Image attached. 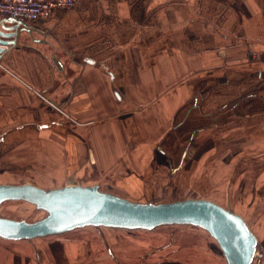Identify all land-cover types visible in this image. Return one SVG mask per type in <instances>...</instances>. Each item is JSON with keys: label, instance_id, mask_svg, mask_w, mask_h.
Here are the masks:
<instances>
[{"label": "crops", "instance_id": "0c3cea01", "mask_svg": "<svg viewBox=\"0 0 264 264\" xmlns=\"http://www.w3.org/2000/svg\"><path fill=\"white\" fill-rule=\"evenodd\" d=\"M24 25L0 45L1 184L209 199L264 261V0H77ZM167 234L0 239V264L207 262L198 243L159 251Z\"/></svg>", "mask_w": 264, "mask_h": 264}, {"label": "water", "instance_id": "95a60500", "mask_svg": "<svg viewBox=\"0 0 264 264\" xmlns=\"http://www.w3.org/2000/svg\"><path fill=\"white\" fill-rule=\"evenodd\" d=\"M25 29L19 20L2 19L0 45L14 43ZM9 201L26 202L44 215L33 221L0 216L3 240L32 241L85 227L152 231L164 226H194L214 239L225 264H253L258 252V238L246 220L205 198L136 202L103 191L97 184L48 189L31 183L0 184V206Z\"/></svg>", "mask_w": 264, "mask_h": 264}, {"label": "rangeland", "instance_id": "374dc122", "mask_svg": "<svg viewBox=\"0 0 264 264\" xmlns=\"http://www.w3.org/2000/svg\"><path fill=\"white\" fill-rule=\"evenodd\" d=\"M19 178V177H18ZM22 180V178H20ZM24 183V181H20L19 184ZM30 183V182H26ZM1 184V181H0ZM4 184V183H3ZM32 184V183H31ZM80 185H94V184H80ZM98 185V184H97ZM132 201L136 202H145L140 201L139 199L127 198ZM155 201V200H154ZM162 202H169V201H162ZM44 214L42 212H39L35 210L32 206H29L26 203L18 202V201H9L5 202L0 206V216L1 217H8L12 219H26L28 221H33L36 219H39ZM88 228V227H86ZM97 229V228H95ZM104 228H99L100 231H102ZM160 231H168L167 236L163 240L162 244L168 241V243L172 242V245L175 247L177 246L178 249H182V245H184L183 242H193L198 243L201 245V248L207 249L210 251L207 256V262L205 264H215L218 254L220 253V250L217 247V244L215 241L208 236L207 233L202 232L201 230L197 228H188L184 226H166V227H160L152 231L151 233H158ZM190 232V233H189ZM171 236V238H170ZM34 241V240H33ZM167 243V242H166ZM204 249L200 250L203 251ZM261 244L258 243V252L256 254V257L254 259L253 264H264L262 252H261ZM217 254V255H216ZM195 257V256H193Z\"/></svg>", "mask_w": 264, "mask_h": 264}, {"label": "built area", "instance_id": "2783aa9c", "mask_svg": "<svg viewBox=\"0 0 264 264\" xmlns=\"http://www.w3.org/2000/svg\"><path fill=\"white\" fill-rule=\"evenodd\" d=\"M77 0H0V18H14L23 23L47 18L52 10L72 9ZM264 58V51L258 53Z\"/></svg>", "mask_w": 264, "mask_h": 264}, {"label": "trees", "instance_id": "16d2710c", "mask_svg": "<svg viewBox=\"0 0 264 264\" xmlns=\"http://www.w3.org/2000/svg\"><path fill=\"white\" fill-rule=\"evenodd\" d=\"M21 202V201H20ZM22 203H26V202H22ZM26 204H28V203H26ZM29 206H32L33 208H34V206L33 205H31V204H28ZM39 212H42V211H39ZM43 213V212H42ZM44 214V213H43ZM164 227H166V226H164ZM184 227H188V228H197V229H199V230H201L202 232H205L204 230H202V229H200V228H198V227H194V226H184ZM89 228H93V227H89ZM122 231H125V230H122ZM138 231H141V230H138ZM152 231H154V230H152ZM152 231H145V232H152ZM205 233H207V232H205ZM209 236V235H208ZM210 237V236H209ZM170 238H171V236H170ZM213 239V238H212ZM214 240V239H213ZM167 242V243H166ZM165 243H163V245L161 246V248L159 249V251H163L164 250V248H165V246L166 245H168L169 243H168V241H166ZM216 243V242H215ZM217 244V243H216ZM217 247H218V245H217ZM218 249H219V247H218ZM220 250V249H219ZM220 254L222 255V253H221V251H220ZM222 257H223V255H222ZM224 259V258H223ZM225 262V261H224Z\"/></svg>", "mask_w": 264, "mask_h": 264}]
</instances>
